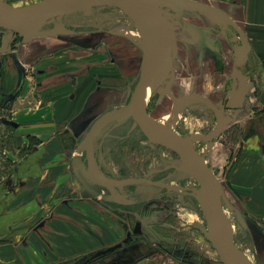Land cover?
<instances>
[{"label":"rangeland","instance_id":"1","mask_svg":"<svg viewBox=\"0 0 264 264\" xmlns=\"http://www.w3.org/2000/svg\"><path fill=\"white\" fill-rule=\"evenodd\" d=\"M42 1L3 0L16 10ZM159 5L175 26L174 62L170 68L167 60L166 77L157 90L148 95L141 108L156 124L186 139L198 136L195 149L213 171L223 195L239 210V213L230 210L222 195L221 204L229 212L234 225L232 238L236 246L249 263L264 264V230L248 215L245 196L238 193L233 181L234 158L239 155H231L228 151L232 135L225 136V139L220 137L223 131L230 133V126L226 130L225 125H230L234 113L224 119L219 130L216 128L221 117L217 110V13L197 0H159ZM79 9L69 15L57 16L37 29L52 30L51 35L25 37L8 32L15 39L9 56H16L15 51L24 44L33 45L32 53L28 62L14 63L13 72L19 77L14 93L6 94V89L0 85V162L14 159L2 153L5 147L18 150L15 157L23 160L33 154L32 148L27 152L20 150L27 144L56 146V158L53 155L51 160L44 158L41 165L59 167L58 171L49 175L46 169L45 176L36 180L43 181L42 185L46 181L51 184L49 189L63 203L60 208L82 213L84 223L76 231L79 232L80 245L87 246L79 248L77 253L114 245L129 231L136 234L134 225L137 219L108 209L104 201L105 191L101 187L97 188L98 196L88 194L75 175L72 161L81 158L86 165V154L78 148L81 140L104 112L130 101L143 59L139 30L134 20L118 6H95L89 15H83ZM205 15L209 18L208 25L198 22V18ZM79 24L84 28H77ZM6 31L0 28V47L6 41ZM69 33L76 35L70 36ZM189 65L194 66L193 72L199 75H190L187 71ZM22 80L26 83L24 89L20 84ZM169 85L171 92L180 99L179 104L168 96ZM27 95L33 97V105L28 104L25 111L30 106L35 116L44 112L46 104L54 106L62 100L67 102L62 114L51 112L47 119L48 131L62 136L56 137L55 142V138H32L27 134V128L21 125L26 103L22 99L25 100ZM77 100L81 107L71 115L69 105ZM11 109L13 111L9 112ZM5 119L19 123V126L5 123ZM47 123L41 121L40 125ZM214 132H220V135L206 139ZM93 149L97 170L111 183L118 184L115 186L118 192L125 193L127 199L137 204L126 208L140 214L152 212L146 225L152 227L160 239L152 240L149 235L147 240L159 245L161 257L172 258L175 264H222L209 241L207 222L197 200L200 184L193 173L182 170V165L188 162L181 152L148 136L133 118L125 117L107 123L93 140ZM17 167L7 181L3 180L7 183H4L5 188L15 197L22 187L15 188L17 182L12 185L13 181H18L15 177ZM2 174H6V169L0 171V178ZM83 201H88L89 205ZM69 231L75 233L71 226ZM117 251L111 259L117 264L145 263L140 254L146 252H139L133 258L129 256L130 260L121 262L117 256L123 251ZM152 260L149 258L147 264Z\"/></svg>","mask_w":264,"mask_h":264},{"label":"crops","instance_id":"2","mask_svg":"<svg viewBox=\"0 0 264 264\" xmlns=\"http://www.w3.org/2000/svg\"><path fill=\"white\" fill-rule=\"evenodd\" d=\"M197 1L205 8H211L217 13L215 22L217 26V110L223 121L229 119L234 113L232 119L230 118L232 120L230 125H225L226 130L230 126L228 129L230 133L225 134L226 131H223L220 137L225 139V136L232 135L228 151L231 155H239L234 158L233 181L238 188V193H243L245 196V208L248 215L264 230V0ZM198 22L208 25L209 18L206 15L203 18L199 17ZM8 32L13 34L11 31H6L4 33L6 41L0 47V85L6 89V94L12 95L19 81L18 75L13 72V68H16L14 63L28 62L33 45L20 46L15 51L17 55L14 59L9 54L12 52L11 45L15 39L14 35ZM4 63H7L5 82L1 79ZM189 67L187 71L190 75H199L193 72L194 66L189 65ZM205 73L208 74V72ZM20 84L24 89L25 80H22ZM31 99L33 100V97L28 95L25 100L22 99L26 103L22 110L21 125L27 128V134L30 137L55 138L53 141L55 142L56 137L62 136L53 135L48 131L50 129H48L47 119L51 117V112L57 111L62 114L67 102L62 100L57 104L54 103V106L46 104L44 112L41 113L42 117L33 115L30 106L25 111L28 104L33 105ZM69 106V114L72 115L81 107L80 101L77 100ZM41 121H46L47 124L40 125ZM17 124L19 126V123ZM39 145L27 144L25 148H18L24 152L33 149V154L23 160L22 157H15L18 150L14 151L5 147L2 152L7 155V158L13 156L14 159L0 162V171L6 169V174H2L0 178L2 180L0 188L7 192L0 202V264H69L86 253L112 246L103 245L77 253L79 248L83 249L87 246L80 245L79 232L76 231L81 229L80 224L84 223L83 215L70 208H60L63 203L49 189L51 184L47 181L44 185H42L43 181L37 182V178H43L48 172L46 169L49 170V175L59 169V167L58 169L57 167L47 168L41 165L44 158L50 159L52 155L56 158V146L47 143ZM16 166L18 167L15 177L18 181H13L12 185L17 182L15 188L21 185L22 187L21 192L15 197L5 188L7 183L3 180L7 181L8 176L13 175ZM83 203L86 206L89 205L88 201ZM69 226L75 230V233L69 231ZM134 246L121 254L130 259L139 252L147 254L151 251L145 245ZM112 254L95 263H113ZM121 254L117 256L120 259L123 258ZM146 258L153 259L151 264H175L172 258L161 257L160 250L143 258L144 264H147Z\"/></svg>","mask_w":264,"mask_h":264},{"label":"water","instance_id":"3","mask_svg":"<svg viewBox=\"0 0 264 264\" xmlns=\"http://www.w3.org/2000/svg\"><path fill=\"white\" fill-rule=\"evenodd\" d=\"M66 1L67 0H43L40 3L21 10L12 9L10 7L0 9V28L18 33L25 37H41L51 35L53 33L52 30L37 31V29L47 24L53 18L59 16V13L53 11V8L56 5L63 4ZM139 1L141 2V5L138 8V12L141 13L142 20L144 18V11L149 8L151 11H153L157 17V20L162 25L164 30L163 35L158 42L153 43L149 25L147 23L145 24L144 22V30L142 32L143 59L139 80L135 87L134 93L127 104L106 111L94 121L78 146L80 151H84L86 153L87 165L83 164V160L81 158H74L72 161L74 172L85 189L92 192L94 195H98V193L91 189L85 178L77 173L79 169H83L86 166L87 170H89L92 175L93 181H95L97 185L109 190L111 198H114V186L111 185L107 181V177L99 172L95 167L93 140L99 134L101 129L112 120L120 117L133 118L145 134L153 137L161 144L181 152L191 162L196 171L197 180L200 184L197 200L207 222L208 238L216 250L222 264H251L238 249L221 219L220 208L212 183V178H215V175L205 162L204 158L197 152L189 139L169 131L166 127L156 124L149 115H146L139 110L141 98L149 86L161 61L167 57L169 67H173L172 54L176 39L175 26L173 22L167 19L165 16L164 11L159 5V0ZM6 66L7 63H4L2 68L3 82H5L6 79ZM173 81L174 77L172 78V82ZM170 85L167 88L168 96L173 101L180 102V99L175 97V95L171 92L169 88ZM10 122L13 126H18L17 123L13 121ZM219 135L220 132H217V134L206 136V139L210 140L218 137ZM223 199L229 208L233 209L236 213H239V210L233 204H231L225 195H223ZM135 233H139V229H136ZM140 239L141 237L135 238L131 233H129L126 238L122 239L118 243L86 253L74 259L69 264H93L98 259L114 253L117 250L126 248L136 243ZM109 264L115 263L113 262Z\"/></svg>","mask_w":264,"mask_h":264},{"label":"bare ground","instance_id":"4","mask_svg":"<svg viewBox=\"0 0 264 264\" xmlns=\"http://www.w3.org/2000/svg\"><path fill=\"white\" fill-rule=\"evenodd\" d=\"M85 4L87 5L86 7L79 9V8L83 7ZM112 5L118 6L128 17H130L131 19L134 20L136 27L139 30L141 39H142V32L144 30L143 29L144 22H145V24L147 23L149 25V30H150V33L152 36L153 43H156L161 39L163 32H164L162 25L157 20V17L153 13V11H151L149 8H147L144 11V14H143L144 18L142 20L141 13L138 12V8L141 5V2L139 0H86V1L67 0L63 4L56 5L53 8V11L58 12L59 16H63V15H69L73 11L79 9V11H81L83 15H89L91 13L93 7H95V6H112ZM3 8H8V6L5 2H3V0H0V9H3ZM172 59H173V54H172ZM167 60H168L167 57H165L164 60L161 61V63L159 64L158 68L156 69V71L154 73V76H153L149 86L147 87V89L145 90V92L141 98L139 110L142 113H145L146 115H147V113L145 111H143L141 107L143 104H145L147 102L148 95L150 93L156 91L157 88L159 87L160 83L162 82V80L166 77V74L168 73L167 69H168V65H169V63L167 65ZM175 103L179 104V102H175ZM222 122H223V120L220 117L219 122L217 123V126H216V128L218 130H219ZM168 130L171 131L170 129H168ZM216 133L217 132H214V134H216ZM197 138H198V136H197ZM197 138H194L191 140L189 139L195 148H196V144H197ZM183 157H184V160H186L188 162V164L184 163V165H182V170H186L188 173H193L196 176V171H195L194 167L192 166V164L190 163V161L188 160V158L184 154H183ZM107 181L113 186L118 185L116 183H111L110 180H108V179H107ZM212 183H213V188L215 191L216 199H217V202L219 204L221 219H222L226 229L228 230L229 234L232 237L233 231H234V225H233V222H232V219H231L229 212L221 204V202H222L221 197H222L223 193H222L221 188L218 185L216 177L212 178ZM229 209L234 211L231 208H229ZM136 247L138 248V246H136ZM122 256H124V255H122Z\"/></svg>","mask_w":264,"mask_h":264},{"label":"flooded vegetation","instance_id":"5","mask_svg":"<svg viewBox=\"0 0 264 264\" xmlns=\"http://www.w3.org/2000/svg\"><path fill=\"white\" fill-rule=\"evenodd\" d=\"M77 28H84V25L83 24H79L77 26ZM68 35L70 36H74L76 35V33H69ZM141 70V69H140ZM140 75V74H139ZM1 79H2V76H1ZM105 113V112H104ZM99 118V117H98ZM12 120H9V119H5L4 122L7 123V124H11ZM15 122V121H13ZM16 123V122H15ZM13 126V125H12ZM15 127V126H14ZM18 127V126H17ZM93 152H94V149H93ZM86 154V153H85ZM95 155V154H94ZM86 165H87V162H86ZM78 174H80L83 178H85V180L87 181L88 185L91 187V189L98 193L99 195V191L97 188L101 187L99 185H97V183H95V181H93V178H92V175L91 173L89 172V170H87V167L85 166V168L83 169H79ZM76 175V173H75ZM77 177V175H76ZM78 179V178H77ZM79 180V179H78ZM81 183V182H80ZM116 185H114V190H115V197L114 198H111V194L109 192V190H107L106 188H103L101 187L102 189H104L105 193H104V201L106 203V207L110 210H113V211H117L118 213H127L128 215H132L134 216L137 221L134 225V231H136V229H139V233H136V234H133L132 232H128L124 238L127 237V235L129 233H131L133 235V237H141V239L139 241H137L136 243L128 246L129 248L127 249H121L120 251H129L131 249V246H134V245H145L147 246L151 251L149 253H144V254H140V259H143L145 258L147 255L149 254H152V252H155V251H159L160 250V247L159 245L155 244L152 240H156L159 241L158 237L156 236V234L154 233L153 231V228L152 227H149V225L147 226L146 225V222H147V218L150 217L151 215V211H145V212H142V214H140L139 212H137L136 210H130V209H127L126 207H130V206H136V202L131 200V199H127L128 198V195H125V193H120L117 191V188L115 187ZM87 191L88 194L90 195H93V196H98V195H94L92 192L88 191L87 189H85ZM7 192H5V190H1L0 188V202L1 200L4 198V196L6 195ZM139 224V225H138ZM147 226V227H146ZM151 235V238L152 240H147V236ZM123 238V239H124ZM121 241V240H120ZM153 246V247H152ZM115 253V252H114ZM112 254V253H111ZM110 255V254H109ZM108 256V255H107ZM104 258V257H103ZM126 258V259H125ZM101 259V258H100ZM98 259V260H100ZM97 260V261H98ZM121 262L123 260H130L128 259L127 257H123L122 259H120ZM115 264H117V262L114 261ZM109 264V263H108Z\"/></svg>","mask_w":264,"mask_h":264},{"label":"clouds","instance_id":"6","mask_svg":"<svg viewBox=\"0 0 264 264\" xmlns=\"http://www.w3.org/2000/svg\"><path fill=\"white\" fill-rule=\"evenodd\" d=\"M17 7H18V5H17Z\"/></svg>","mask_w":264,"mask_h":264}]
</instances>
